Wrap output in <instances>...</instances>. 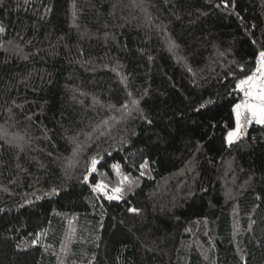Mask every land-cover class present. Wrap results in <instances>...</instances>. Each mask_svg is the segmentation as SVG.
Returning a JSON list of instances; mask_svg holds the SVG:
<instances>
[{
    "label": "trees",
    "instance_id": "16d2710c",
    "mask_svg": "<svg viewBox=\"0 0 264 264\" xmlns=\"http://www.w3.org/2000/svg\"><path fill=\"white\" fill-rule=\"evenodd\" d=\"M260 52L264 0H0V264H264Z\"/></svg>",
    "mask_w": 264,
    "mask_h": 264
},
{
    "label": "rangeland",
    "instance_id": "374dc122",
    "mask_svg": "<svg viewBox=\"0 0 264 264\" xmlns=\"http://www.w3.org/2000/svg\"><path fill=\"white\" fill-rule=\"evenodd\" d=\"M248 77H253L252 81H250L248 84H245L243 86L244 90H241V81L243 80H247ZM246 78H243L241 80H239V82L237 83L238 85V89H240L242 91V95L243 97H241V100L236 102L233 106V126L230 130H228V132L226 133V142L228 143L227 137H228V133L232 132V131H236L237 129V109H236V105H241L242 107L239 109L240 111V131H239V135H242V133H244V131L248 128V126L251 123H258L257 120L259 119V117H253L251 111L248 110V108L244 107L245 104H260L261 101H259L257 99V97L260 95L261 92V85H264V65L261 64V62H259L257 69L255 70V73L253 75H250ZM246 92H250L251 95H246ZM259 124H264V123H259ZM237 139V137L233 138V141H235Z\"/></svg>",
    "mask_w": 264,
    "mask_h": 264
},
{
    "label": "snow or ice",
    "instance_id": "6c2138e0",
    "mask_svg": "<svg viewBox=\"0 0 264 264\" xmlns=\"http://www.w3.org/2000/svg\"><path fill=\"white\" fill-rule=\"evenodd\" d=\"M259 60L261 62L262 65H264V52H260L259 54ZM253 77H248L247 80H243L241 81V90L243 89V86L245 84H248L250 81H252ZM246 95H251L250 92H246ZM257 99L259 101H261L260 104H245L244 107L248 108L249 111H251L253 117H259V119L257 120L258 123H264V85H261V92L260 95L257 97ZM133 103H138L137 101H133ZM241 105H236V109H237V129L236 131H232L228 133V143L231 144L233 142V138L237 137L239 135V131H240V111L239 109L241 108ZM95 161H93V165H95ZM94 191H101L104 193L105 196H107V198L109 200H113V199H120V194L121 193V189L120 188H116L113 190V195H109L107 191H105V186L104 185H97L96 188H94ZM130 211H137L136 209H130Z\"/></svg>",
    "mask_w": 264,
    "mask_h": 264
}]
</instances>
